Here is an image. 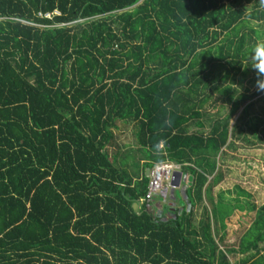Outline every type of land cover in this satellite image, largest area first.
Segmentation results:
<instances>
[{
	"label": "trees",
	"instance_id": "16d2710c",
	"mask_svg": "<svg viewBox=\"0 0 264 264\" xmlns=\"http://www.w3.org/2000/svg\"><path fill=\"white\" fill-rule=\"evenodd\" d=\"M258 43L264 0H0V264H264V172L231 162L264 148ZM164 161L192 164L189 205L135 211ZM212 172L246 209L217 194L214 233L192 200Z\"/></svg>",
	"mask_w": 264,
	"mask_h": 264
},
{
	"label": "crops",
	"instance_id": "0c3cea01",
	"mask_svg": "<svg viewBox=\"0 0 264 264\" xmlns=\"http://www.w3.org/2000/svg\"><path fill=\"white\" fill-rule=\"evenodd\" d=\"M125 139H126V137H125ZM126 142H127L126 143L127 146H126V148L121 150V154H120V156H118L119 159H118L117 165H119V167H121V168H126L128 174H130L132 176L131 183L134 184L137 180L136 175L140 174V172L143 170V167L145 166V163L149 162L150 159L147 156H143V155L141 156L139 154L138 148H136L135 144L131 141V139L127 138ZM150 162H151V160H150ZM207 163H210V165L212 164L211 161L207 162ZM182 164H183V166L181 165V169L178 172L181 173V181L183 179V182L181 183V181H180L178 186L171 188V189H168L166 191L167 194H166L165 198L167 199L168 196L170 197L169 200L167 201L168 204H171L173 202L172 198L176 196V192L178 190H180V192L182 193L181 195L183 196V193L185 194L184 191L187 189L188 183L190 184L192 182V180L194 179V175L191 174V172L189 170H187V172L183 171V168L185 170V168L187 169L188 166L192 167V164L189 162H186V161L182 162ZM207 166L208 165H206L205 167H207ZM144 169H145V175L148 177L150 167H148V168L146 167ZM206 177H207V180L204 182V184L202 186L201 197H200L199 201L196 200L197 197L194 196V191H193L192 200H193V204H194V218H195V222H193V227H195V229H197V231H199L198 226L200 227V225H199L200 220L202 218V214L204 213V206H206L209 210L213 209V213L211 214V216H212L211 219H212V231L214 233L215 232V201L217 199L216 195L219 192L218 187L221 185V183H218V184L215 183V172H212L210 175L206 173ZM185 182H186V187L184 185ZM249 194H250L251 199L255 198V196L253 195V191H250ZM164 195H165V193L162 194L163 197H164ZM183 202H185V203L187 202L186 204L189 205L188 198H186V201H183ZM157 206H158V208L159 207L161 208V205L157 204ZM181 206H182V202L180 203V207ZM140 208H141V204L138 202L137 210H139ZM161 212L162 211H158L159 214H161ZM213 216H214V219H213Z\"/></svg>",
	"mask_w": 264,
	"mask_h": 264
},
{
	"label": "rangeland",
	"instance_id": "374dc122",
	"mask_svg": "<svg viewBox=\"0 0 264 264\" xmlns=\"http://www.w3.org/2000/svg\"><path fill=\"white\" fill-rule=\"evenodd\" d=\"M235 118V117H234ZM234 121V119L232 120V122ZM231 122V123H232ZM247 148H251V147H247ZM247 148H245V149H242V148H240L239 149V151H238V157H236L235 156V159H233L231 162H232V165H236V162H237V160L239 159V158H241V161L239 162V164L237 165V166H234V167H232V169L233 170H235L236 172H237V174H238V177H237V174H236V172L234 171V173H235V177H234V179H236V180H239V178H241L242 176H241V173H242V171H244V170H247V165H246V162H248V163H251V164H253L254 165V169H250V168H248L249 170H247L248 171V177H249V180H246V181H250V182H252V186H253V188L255 187V189H256V187L257 188H259L260 187V181L263 179V177L262 178H259V173H258V169L263 173L264 172V158H260V155H262L263 157H264V148H261V149H255V150H253V153H252V151L251 150H249V149H247ZM256 148V147H255ZM249 151H251L250 152V154L249 153H247V152H249ZM254 160V161H253ZM228 163H230L229 161H228ZM256 164V165H255ZM222 172H223V177H222V179L221 180H219V181H224V180H226L227 178H229V177H231L229 174L230 173H227L225 170H224V168L222 169ZM253 177L256 179V177H257V179L255 180V181H252V180H250V179H253ZM247 179V178H246ZM218 181V182H219ZM243 181H245V180H243ZM253 183L255 184V185H253ZM236 185L238 186V184H235L234 182H228V183H223L222 185H220V187H218V188H220L222 191L220 192H218L217 194H222L223 196H224V198H225V200H226V202H227V204L231 207V208H233L232 210H230L229 211V213H231L234 217H237V216H240V215H242L243 214V212H245L246 211V209H241V210H239V206L236 204V202H235V198H236V193H237V191H239V190H237V188H236ZM243 188H245V187H243ZM225 189V190H224ZM243 192H244V190H242ZM168 198H170L169 196H168ZM168 198L166 199L165 198V196L163 197L162 196V194H158V195H155L154 196V198H153V201H152V203H151V209H153L154 210V212L157 214V215H160L159 213H158V211H161L162 210V208L163 209H165V210H167V201H168ZM176 198H180V200L181 201H183V199H182V196H181V192H180V190H178L177 192H176ZM172 199H175V197H173ZM175 201H177L176 199H175ZM179 203H181L180 201H178ZM157 204L158 205H161V208L159 207L158 208V206H157ZM166 212V211H165ZM243 216V215H242ZM229 226V225H228ZM237 226H238V224H236L235 223V221L234 222H231V224H230V226H229V228H232V230L233 229H236L237 228ZM231 258H232V256H231ZM232 262H234L233 260H231Z\"/></svg>",
	"mask_w": 264,
	"mask_h": 264
},
{
	"label": "built area",
	"instance_id": "2783aa9c",
	"mask_svg": "<svg viewBox=\"0 0 264 264\" xmlns=\"http://www.w3.org/2000/svg\"><path fill=\"white\" fill-rule=\"evenodd\" d=\"M159 147H162V144ZM180 169L181 164L173 161H164L155 164L149 170L150 181L148 183L147 193L141 198L139 203L141 204L144 201L150 203L155 195L162 194L166 188H172L171 181L174 178V172Z\"/></svg>",
	"mask_w": 264,
	"mask_h": 264
},
{
	"label": "clouds",
	"instance_id": "9594fccd",
	"mask_svg": "<svg viewBox=\"0 0 264 264\" xmlns=\"http://www.w3.org/2000/svg\"><path fill=\"white\" fill-rule=\"evenodd\" d=\"M251 66L256 72H257V75H258V80H257V84H258V87L261 91H264V43H258L253 49H252V52L249 54V57H248V63L245 65V66ZM180 171V170H178ZM178 171H175L174 172V178L172 179L171 181V184L173 185L172 188L178 186L176 185V182L178 177H177V172ZM180 173V172H179ZM181 181V173H180V180L179 182ZM168 189H171V188H166L164 190L163 193H165V197H166V191ZM162 193V194H163Z\"/></svg>",
	"mask_w": 264,
	"mask_h": 264
},
{
	"label": "water",
	"instance_id": "95a60500",
	"mask_svg": "<svg viewBox=\"0 0 264 264\" xmlns=\"http://www.w3.org/2000/svg\"><path fill=\"white\" fill-rule=\"evenodd\" d=\"M147 174V173H146ZM177 177H178V179H177V181L178 182H176V185H178L180 182H179V180H180V173L178 172L177 174ZM185 198V197H184ZM186 200V199H185ZM189 203V202H188ZM133 208H134V210L135 211H137V208H138V202H135L134 204H133Z\"/></svg>",
	"mask_w": 264,
	"mask_h": 264
}]
</instances>
